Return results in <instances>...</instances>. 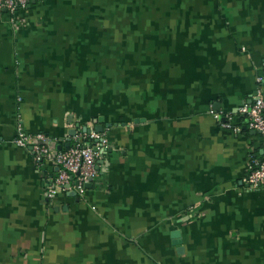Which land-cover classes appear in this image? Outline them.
Returning <instances> with one entry per match:
<instances>
[{
    "label": "crops",
    "instance_id": "0c3cea01",
    "mask_svg": "<svg viewBox=\"0 0 264 264\" xmlns=\"http://www.w3.org/2000/svg\"><path fill=\"white\" fill-rule=\"evenodd\" d=\"M9 17L0 264H264V189L242 185L264 140L211 115L245 129L237 110L264 75V0H34ZM98 118V178L83 198L47 200L56 168L14 144L16 126L67 140Z\"/></svg>",
    "mask_w": 264,
    "mask_h": 264
},
{
    "label": "built area",
    "instance_id": "2783aa9c",
    "mask_svg": "<svg viewBox=\"0 0 264 264\" xmlns=\"http://www.w3.org/2000/svg\"><path fill=\"white\" fill-rule=\"evenodd\" d=\"M33 1L0 0V11L8 14L10 22L14 23L15 14L27 10ZM256 82L258 87L252 102L241 106L237 114L244 119V128L247 131L260 135L264 140V76H259ZM211 115L221 127L234 133H241L240 125L231 124L230 115H222L219 112H213ZM75 131L74 136L68 137L70 139L68 148L53 151L50 148L51 144L56 147V145L64 144L66 140L52 139L42 133L25 134L22 124L16 126L14 144L27 149L36 164L50 162L56 168L54 177L44 190L47 200L69 192H75L76 197L83 198L86 185L99 176L97 160L99 154L106 150V134L97 133L94 129H88L87 132ZM242 185L247 190L264 189V156L250 157L248 171L242 180Z\"/></svg>",
    "mask_w": 264,
    "mask_h": 264
},
{
    "label": "water",
    "instance_id": "95a60500",
    "mask_svg": "<svg viewBox=\"0 0 264 264\" xmlns=\"http://www.w3.org/2000/svg\"><path fill=\"white\" fill-rule=\"evenodd\" d=\"M136 122H137V120H136ZM94 124L96 125V126L94 127V131H95V132H97V133H103V132H104V127L102 126V124H103V119H102V118H98V119L94 120ZM107 127H109V126H107ZM82 131H83V132H87L88 129H87V128H83ZM75 134H76V131H75L74 129H72V130H70V131L68 132V136H69V137H72V136H74ZM69 146H70V139L67 138L65 144L62 145V146H61V145H60V146H57V147H56V150H57V151H60V150H62V149L68 148ZM92 183H93V181L90 180L89 184L86 185V188H90V187L92 186ZM66 195H67L68 197L76 198V194H75V192H69V193H67ZM171 236H172V238L175 240V241L173 242V244L176 245V246H178L179 249H181V241L179 240V238H180V234H179V232H178V231H174V232L171 234Z\"/></svg>",
    "mask_w": 264,
    "mask_h": 264
},
{
    "label": "trees",
    "instance_id": "16d2710c",
    "mask_svg": "<svg viewBox=\"0 0 264 264\" xmlns=\"http://www.w3.org/2000/svg\"><path fill=\"white\" fill-rule=\"evenodd\" d=\"M264 76V75H263ZM246 129H242V132H245ZM260 158V157H259Z\"/></svg>",
    "mask_w": 264,
    "mask_h": 264
}]
</instances>
